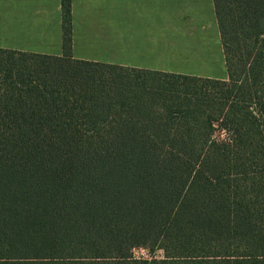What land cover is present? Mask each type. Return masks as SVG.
<instances>
[{
    "label": "trees",
    "instance_id": "1",
    "mask_svg": "<svg viewBox=\"0 0 264 264\" xmlns=\"http://www.w3.org/2000/svg\"><path fill=\"white\" fill-rule=\"evenodd\" d=\"M212 3L225 78L74 58L65 22L0 47V264H264V0Z\"/></svg>",
    "mask_w": 264,
    "mask_h": 264
},
{
    "label": "crops",
    "instance_id": "2",
    "mask_svg": "<svg viewBox=\"0 0 264 264\" xmlns=\"http://www.w3.org/2000/svg\"><path fill=\"white\" fill-rule=\"evenodd\" d=\"M78 1L92 9H84L85 19H78L83 34L72 29L74 58L207 76L170 65L176 56L188 54L190 46L195 53L197 32L206 30L207 12L214 15L212 0ZM54 2L56 7L50 5ZM60 6V0H0V47L61 54Z\"/></svg>",
    "mask_w": 264,
    "mask_h": 264
},
{
    "label": "rangeland",
    "instance_id": "3",
    "mask_svg": "<svg viewBox=\"0 0 264 264\" xmlns=\"http://www.w3.org/2000/svg\"><path fill=\"white\" fill-rule=\"evenodd\" d=\"M60 1L62 2V0ZM65 1L68 3V6L66 5L65 9L66 7L69 9V14H67L65 19L61 17L62 23L65 22L66 26L70 27L71 38L73 32L72 29H74L75 34L82 35L84 31L78 29V19H85L86 13L84 14L83 10L87 8L92 9V5L91 7H87L84 2L79 4L80 2L78 0ZM50 5L56 7V2H54V4L51 3ZM206 5L208 7V3ZM60 8L62 16V3ZM205 22L207 25L206 30L197 32L196 41L198 42V47L195 49V53L193 48L190 46V52L188 54L181 53L176 56L170 66L176 65L180 67V69L177 70L181 72L185 71L187 73L207 75L214 78H225L226 68L214 15L211 13L210 16V13L207 12ZM182 51H184V49H182ZM217 135L219 137H223L224 134L222 132H217ZM131 255L134 258H149L151 256L159 258L162 256V251L158 249L151 253L147 248L137 247L131 250Z\"/></svg>",
    "mask_w": 264,
    "mask_h": 264
}]
</instances>
